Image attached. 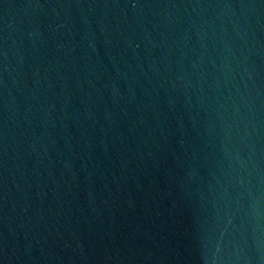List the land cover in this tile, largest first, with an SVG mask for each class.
<instances>
[{
    "label": "water",
    "instance_id": "obj_1",
    "mask_svg": "<svg viewBox=\"0 0 264 264\" xmlns=\"http://www.w3.org/2000/svg\"><path fill=\"white\" fill-rule=\"evenodd\" d=\"M0 264H264V0H0Z\"/></svg>",
    "mask_w": 264,
    "mask_h": 264
}]
</instances>
